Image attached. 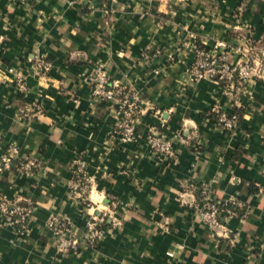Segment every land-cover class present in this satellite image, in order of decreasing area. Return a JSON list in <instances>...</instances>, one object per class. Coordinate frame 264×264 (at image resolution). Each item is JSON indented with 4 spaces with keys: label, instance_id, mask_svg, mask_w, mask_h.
<instances>
[{
    "label": "crops",
    "instance_id": "0c3cea01",
    "mask_svg": "<svg viewBox=\"0 0 264 264\" xmlns=\"http://www.w3.org/2000/svg\"><path fill=\"white\" fill-rule=\"evenodd\" d=\"M217 43L233 64L243 60L234 48L245 45L263 60V78L236 101L223 85L186 73L194 45L215 52ZM97 66L140 96L134 142L119 141L116 110L91 97ZM33 101L41 115L23 116ZM214 106L238 113L232 133L216 126ZM149 133L170 143L171 156L150 150ZM190 135L197 151L185 143ZM10 145L39 166L29 177H0L5 198L33 207L20 235L0 214V264H264V0H0V156ZM79 155L92 201L114 203L119 225L107 220L99 245L72 256L57 249L47 223L61 217L83 233L86 213L70 192ZM201 183L220 206L236 196L246 217L224 211L223 228L199 223Z\"/></svg>",
    "mask_w": 264,
    "mask_h": 264
},
{
    "label": "built area",
    "instance_id": "2783aa9c",
    "mask_svg": "<svg viewBox=\"0 0 264 264\" xmlns=\"http://www.w3.org/2000/svg\"><path fill=\"white\" fill-rule=\"evenodd\" d=\"M12 1L25 2L26 0ZM215 50L212 52L200 44L193 46V62L186 69L187 75L192 80L207 79L217 82L223 85L226 95L236 101L250 81L263 78V60L255 56L252 46L245 45L234 48L233 51L241 54L243 58L238 64L231 62L230 52L222 43H217ZM143 57L146 58L145 55ZM36 68L41 73H47L51 65L43 58H39L36 60ZM88 80L91 97L114 107L116 110L119 122L115 132L119 135V141L123 143L134 142L137 138L134 128L138 115L141 113L139 94L129 86L112 79L102 66H97ZM14 83L17 92L20 95H26L27 84L23 76L16 74ZM22 113L25 117H38L41 115V107L36 101H33L24 107ZM211 114L215 116L216 126L221 130L232 133L236 129L239 120L236 113H229L219 106H214L211 109ZM185 143L191 146L194 151L200 148L199 142L192 135L186 137ZM146 145L152 152L162 155L163 158L171 156L170 143L160 135L149 133L146 136ZM38 166L39 159L34 153L22 152L17 146L10 145L0 156V177L3 172L9 170L21 176L29 177L33 175ZM197 189L199 204L196 207L195 219L202 225L213 229L223 228L221 214L224 211L229 217L240 216L242 219L246 217V207L236 196L230 197L225 205L220 206L211 198V190L207 184L201 183ZM90 191L91 180L87 174V163L79 155L73 161L70 192L73 197L80 201L86 213V215L84 214L83 233L81 237L77 236L76 227L64 218H51L47 223V228L55 239L59 251L77 256L81 248H95L99 245L105 237L107 220L111 219L113 226L119 225L111 216L115 204L113 203L109 209L98 208V205L92 201L89 195ZM95 210L98 212L97 215L94 213ZM241 212H243L242 215ZM32 213V204L22 205L17 201L8 200L0 192V214L16 224L19 235L26 230L27 222Z\"/></svg>",
    "mask_w": 264,
    "mask_h": 264
},
{
    "label": "trees",
    "instance_id": "16d2710c",
    "mask_svg": "<svg viewBox=\"0 0 264 264\" xmlns=\"http://www.w3.org/2000/svg\"><path fill=\"white\" fill-rule=\"evenodd\" d=\"M254 48V47H253ZM237 115H238V113H237ZM212 117L214 118L215 116L214 115H212ZM239 117V116H238Z\"/></svg>",
    "mask_w": 264,
    "mask_h": 264
}]
</instances>
